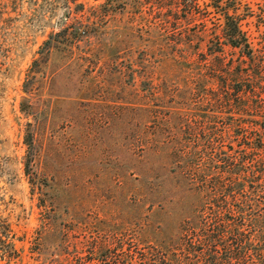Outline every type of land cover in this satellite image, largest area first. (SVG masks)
<instances>
[{"label": "rangeland", "instance_id": "obj_1", "mask_svg": "<svg viewBox=\"0 0 264 264\" xmlns=\"http://www.w3.org/2000/svg\"><path fill=\"white\" fill-rule=\"evenodd\" d=\"M229 3L264 57V0ZM221 24L211 0H0V264L184 261V125L264 119L219 100Z\"/></svg>", "mask_w": 264, "mask_h": 264}, {"label": "trees", "instance_id": "obj_2", "mask_svg": "<svg viewBox=\"0 0 264 264\" xmlns=\"http://www.w3.org/2000/svg\"><path fill=\"white\" fill-rule=\"evenodd\" d=\"M211 1L222 22L218 53L223 56V48L229 46L241 55L235 68L219 57L218 72L225 88L219 100L233 103L230 108L238 116L251 110L264 113V57L251 46L237 14L238 5L229 0ZM250 100L256 102V109ZM256 118L233 117L213 128L192 122L184 125L188 135L184 153L169 157L177 166L174 169L180 166L171 172L181 178L191 205V217L184 221L188 224L184 234L187 244L184 261L172 257L163 264H264V119ZM212 130L215 137H211ZM230 138L239 148H224ZM25 143L33 149V133H27ZM12 239L7 228L0 226L3 260L16 252Z\"/></svg>", "mask_w": 264, "mask_h": 264}]
</instances>
